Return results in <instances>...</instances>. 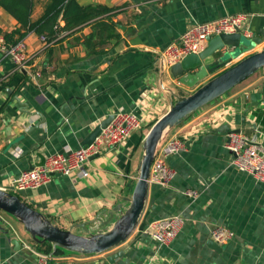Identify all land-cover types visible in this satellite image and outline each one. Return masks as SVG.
I'll list each match as a JSON object with an SVG mask.
<instances>
[{
	"label": "crops",
	"instance_id": "obj_1",
	"mask_svg": "<svg viewBox=\"0 0 264 264\" xmlns=\"http://www.w3.org/2000/svg\"><path fill=\"white\" fill-rule=\"evenodd\" d=\"M31 2L32 24L42 18L49 2ZM76 2L108 12L69 30L60 22L53 36L44 34L47 44L37 32H29L23 39L25 68L16 69L0 48V188L9 191L22 171L39 166L47 156L79 149L108 115L133 113L141 119L140 127L117 148L84 164L87 177L77 172L53 176L38 190L16 194L61 230L84 224L90 232H104L113 225L112 216L119 218L127 210L143 141L174 97L190 95L264 49V0ZM242 13L248 16L246 38L256 41L253 46L192 88L170 77L159 54L189 26ZM17 27L0 7V42L5 44L4 35ZM263 98L264 68L165 133L162 142L176 137L185 143L184 151L167 159L174 178L166 187L149 184L138 223L119 246L100 255H55L51 244L31 242L22 226L1 212L0 264H36L23 242L34 251L51 254L50 264H108L106 258L119 251L123 255L113 264H264V183L234 169L225 149L230 132L264 145V132L256 122V112L264 111ZM24 111L39 113L42 120ZM37 122L41 133L30 129ZM186 190L197 191L198 196L191 199L183 194ZM173 216L183 221L182 228L169 246L159 247L145 230L151 222ZM215 227L233 232L231 240L217 244V250L209 246ZM72 232L86 236L78 227Z\"/></svg>",
	"mask_w": 264,
	"mask_h": 264
},
{
	"label": "water",
	"instance_id": "obj_2",
	"mask_svg": "<svg viewBox=\"0 0 264 264\" xmlns=\"http://www.w3.org/2000/svg\"><path fill=\"white\" fill-rule=\"evenodd\" d=\"M243 30L237 29L233 34H222L209 39L200 53L188 55L180 62L169 67L168 73L170 77L176 80L179 85L187 88L194 87L224 64L225 61L230 60L242 50H246L249 46H253L256 43L255 40L247 39L242 34ZM262 68H264V49L239 60L233 66L197 88L190 95L174 97L175 102L152 125L143 141V154L138 165L137 179L129 200V206L119 218L112 216L111 219H115V221L110 229L104 232H90L85 228L84 224H79L69 230H61L40 212L23 202L17 195L10 194L1 188L0 211L18 221L24 234L28 236L31 242L38 245L42 243L51 244L54 250L57 248L83 256H91L103 254L119 246L135 229L142 214L149 186L147 181L150 166L156 149L163 140L165 133L181 124L189 115L220 98ZM14 101L18 103L21 109L24 108L26 110V104L21 103L17 97L14 98ZM24 112L30 116L37 115L42 120L39 113ZM111 120L112 115H108L99 122L81 145H90L101 130L108 126ZM39 125L40 122H37L30 129L41 133ZM76 227L83 229L86 236L74 234L72 230ZM14 244L18 245V242L14 240ZM209 246L216 250L219 249V246L213 241L209 242ZM122 255L123 252L119 251L108 256L106 261L108 264H113Z\"/></svg>",
	"mask_w": 264,
	"mask_h": 264
},
{
	"label": "built area",
	"instance_id": "obj_3",
	"mask_svg": "<svg viewBox=\"0 0 264 264\" xmlns=\"http://www.w3.org/2000/svg\"><path fill=\"white\" fill-rule=\"evenodd\" d=\"M247 21L248 16L242 13L227 15L217 20L195 23L189 26L177 42L168 45L159 54L164 69H168L188 55H197L204 49L207 41L213 37L222 34H233L237 29H244L242 34L246 37L245 26ZM39 39L44 44L48 43V39L44 34L40 35ZM0 43L3 54L15 68L18 70L25 68L28 57L24 41L20 40L9 46H6L3 41ZM262 104L264 105V98ZM140 125L141 119L137 115L117 111L112 114V120L108 126L101 130L90 145L81 146L75 151L63 150L61 153L45 157L43 163L39 166L22 171L13 181L10 192L6 189L3 190L15 195L22 191L38 190L46 186L53 176H68L74 172H77L81 177H87L88 173L84 169V164L91 158L123 144ZM225 149L230 155L229 162L234 169L249 174L257 182L264 183L263 144L249 140L240 132H230L226 135ZM184 150V141L176 137L166 139L164 142L161 141L150 166L148 184L161 187L168 186L174 178V171L167 165V159ZM183 194L191 199L198 196V192L194 190H186ZM0 220H2L1 211ZM182 225L183 221L177 216L161 218L151 222L147 226L145 234L157 246L167 247L180 232ZM232 237L233 232L224 227H215L210 232L211 241L218 245L228 242ZM22 247L34 256L36 264H50L53 261L51 254L34 251L24 242ZM98 264H103V262Z\"/></svg>",
	"mask_w": 264,
	"mask_h": 264
},
{
	"label": "trees",
	"instance_id": "obj_4",
	"mask_svg": "<svg viewBox=\"0 0 264 264\" xmlns=\"http://www.w3.org/2000/svg\"><path fill=\"white\" fill-rule=\"evenodd\" d=\"M46 7L42 18L36 23H30V14L32 8L31 0H0V7L7 12L16 22L18 27L4 35L7 46L14 45L25 36L35 31L39 35L47 34L53 36L54 32L59 29V23L63 22V29L69 30L81 26L85 23L96 20L102 14L107 13L106 8L102 7H82L76 0H47ZM256 122L264 132V111L256 112ZM11 194V193H10ZM61 249H55L53 254L65 253Z\"/></svg>",
	"mask_w": 264,
	"mask_h": 264
},
{
	"label": "rangeland",
	"instance_id": "obj_5",
	"mask_svg": "<svg viewBox=\"0 0 264 264\" xmlns=\"http://www.w3.org/2000/svg\"><path fill=\"white\" fill-rule=\"evenodd\" d=\"M260 70H262V69H260ZM260 70H259V71H260ZM259 71H257L255 74H258ZM229 92H230V91H229ZM229 92L225 93V94L222 95L221 97H223V96H227V94H228ZM221 97H220V98H221ZM218 99H219V98H218ZM216 100H217V99H216ZM214 101H215V100H214ZM212 102H213V101H212ZM207 105H208V104H207ZM202 108H203V107H202ZM191 116H192V114L189 115V116L187 117V119L190 118ZM187 119H186V120H187ZM184 121H185V120H184ZM8 216H9V215H8ZM9 217H10V220L16 222L17 224H19V225L21 226V224H20L18 221H16L13 217H11V216H9ZM45 252H46V253H51V250L46 249ZM65 253H71V252L66 251Z\"/></svg>",
	"mask_w": 264,
	"mask_h": 264
}]
</instances>
